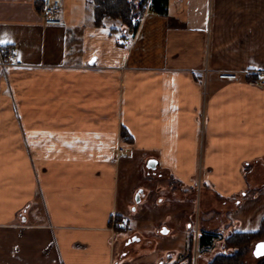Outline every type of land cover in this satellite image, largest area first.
I'll return each mask as SVG.
<instances>
[{
    "label": "crops",
    "instance_id": "1",
    "mask_svg": "<svg viewBox=\"0 0 264 264\" xmlns=\"http://www.w3.org/2000/svg\"><path fill=\"white\" fill-rule=\"evenodd\" d=\"M60 2L50 25L43 0H0V264H125L116 155L126 148L153 152V169L177 179L207 172L200 261L224 236L257 230L264 0H167L164 15L148 4L126 38L114 21L94 24L91 0Z\"/></svg>",
    "mask_w": 264,
    "mask_h": 264
},
{
    "label": "rangeland",
    "instance_id": "2",
    "mask_svg": "<svg viewBox=\"0 0 264 264\" xmlns=\"http://www.w3.org/2000/svg\"><path fill=\"white\" fill-rule=\"evenodd\" d=\"M116 157L119 165L116 206L124 216V221L119 225L124 230L117 235V241L120 243V250L124 248L131 253L125 264H157L168 261L170 251L175 254V260L171 264H180L183 262L180 259L188 264L189 251L194 255L197 252L196 257L198 256L199 247L195 235L204 216L202 191L206 185L211 184L203 174L207 172L197 166L194 172L190 170L186 178L181 177L184 179L181 180L164 168L148 167L147 161L153 158V152L144 155L126 148ZM137 192L139 200L136 198ZM214 196L212 193V197ZM187 223H190L189 228L186 227ZM162 227L170 229L169 232L160 233ZM132 236L143 240H130ZM123 238L124 241L129 240L125 246H121ZM149 238L151 241L147 240ZM153 238L156 239L154 245ZM223 240L215 244L214 251L222 250ZM251 249L245 254L247 264H255L258 259L251 256ZM217 252L203 254L201 261L197 257L196 264L203 263V260L207 264Z\"/></svg>",
    "mask_w": 264,
    "mask_h": 264
},
{
    "label": "trees",
    "instance_id": "3",
    "mask_svg": "<svg viewBox=\"0 0 264 264\" xmlns=\"http://www.w3.org/2000/svg\"><path fill=\"white\" fill-rule=\"evenodd\" d=\"M93 4L94 24L103 26L106 20L114 21L119 26L124 27L126 38L136 33L139 21L145 12L148 4L151 9L161 15L167 13V0H91ZM115 27V28H114ZM112 29H117V26ZM7 53L5 54V56ZM118 220L122 217L117 216ZM123 230V228L121 227ZM202 236V243L209 244L215 231H207ZM193 237V236H192ZM264 239V213L260 227L255 231L232 232L224 240L222 250L218 251L207 264H247L245 254L250 251L252 245L258 240ZM192 251L187 254L188 264H196V259ZM195 258V261H194ZM255 264H264V256L258 258Z\"/></svg>",
    "mask_w": 264,
    "mask_h": 264
},
{
    "label": "built area",
    "instance_id": "4",
    "mask_svg": "<svg viewBox=\"0 0 264 264\" xmlns=\"http://www.w3.org/2000/svg\"><path fill=\"white\" fill-rule=\"evenodd\" d=\"M60 7V0H43L42 18L45 24L56 25L61 23V17L59 15ZM136 20L139 21L140 17ZM14 55L15 48L10 47L6 55V60L11 61ZM258 75V82L264 88V70H260ZM219 77L224 79H237L238 73L236 71L224 70L219 73Z\"/></svg>",
    "mask_w": 264,
    "mask_h": 264
},
{
    "label": "water",
    "instance_id": "5",
    "mask_svg": "<svg viewBox=\"0 0 264 264\" xmlns=\"http://www.w3.org/2000/svg\"><path fill=\"white\" fill-rule=\"evenodd\" d=\"M147 166L151 167V168L155 167V159L150 158L147 161ZM139 191H141V189ZM136 198L139 200V192H137ZM161 232H163V233L167 232V228H162ZM260 245H264V239L258 240L257 242L254 243V247L252 249V252L257 258L264 256V254H260V247H259Z\"/></svg>",
    "mask_w": 264,
    "mask_h": 264
},
{
    "label": "snow or ice",
    "instance_id": "6",
    "mask_svg": "<svg viewBox=\"0 0 264 264\" xmlns=\"http://www.w3.org/2000/svg\"><path fill=\"white\" fill-rule=\"evenodd\" d=\"M260 254H264V245H260Z\"/></svg>",
    "mask_w": 264,
    "mask_h": 264
},
{
    "label": "flooded vegetation",
    "instance_id": "7",
    "mask_svg": "<svg viewBox=\"0 0 264 264\" xmlns=\"http://www.w3.org/2000/svg\"><path fill=\"white\" fill-rule=\"evenodd\" d=\"M131 238H135V236L134 237L132 236Z\"/></svg>",
    "mask_w": 264,
    "mask_h": 264
}]
</instances>
